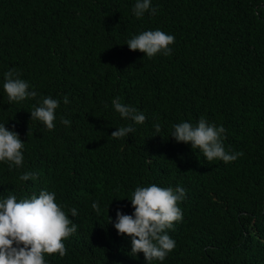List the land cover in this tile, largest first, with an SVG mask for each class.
Returning a JSON list of instances; mask_svg holds the SVG:
<instances>
[{"label": "trees", "instance_id": "trees-1", "mask_svg": "<svg viewBox=\"0 0 264 264\" xmlns=\"http://www.w3.org/2000/svg\"><path fill=\"white\" fill-rule=\"evenodd\" d=\"M134 2L0 0V84L14 68L37 93L9 102L0 86V122L25 141L20 168L0 163V196L56 193L77 231L48 264H264V0H152L156 13L140 18ZM156 28L174 35L170 54L125 44ZM42 96L61 101L52 129L30 117ZM117 96L146 117L120 139L111 132L132 122L112 109ZM200 118L225 128L236 160L207 161L170 136ZM25 171L37 178L21 181ZM151 183L185 191L162 262L130 253L109 220L130 214L131 191Z\"/></svg>", "mask_w": 264, "mask_h": 264}, {"label": "clouds", "instance_id": "clouds-1", "mask_svg": "<svg viewBox=\"0 0 264 264\" xmlns=\"http://www.w3.org/2000/svg\"><path fill=\"white\" fill-rule=\"evenodd\" d=\"M157 11L152 0H135L132 13L140 18L147 13L154 15ZM174 35L156 29L143 30L128 38L125 44L130 50H139L149 58L156 54L168 55L172 49ZM143 56V57H144ZM2 89L9 102H20L26 98L37 96L29 82L20 77L14 69L9 68L3 73ZM69 103L68 96L62 98ZM60 100L51 96H42L30 111L31 119L43 123L47 129L54 127L56 109ZM107 107V105H105ZM112 109L124 119L132 123L115 127L111 132L114 139L127 137L135 131L134 125L141 124L146 117L142 111L120 102V98L111 99ZM60 122L68 125V119L61 117ZM158 134L161 131L159 122L153 124ZM222 125L200 118L196 123L181 121L172 125L170 136L176 142L190 144L198 149L207 161L222 160L225 163L234 161L241 153L225 150L222 139L225 133ZM25 141L19 134L0 122V163H7L9 168L22 166ZM35 171L21 173V181L35 180ZM185 197L184 189L177 185L161 187L155 183L147 186L137 185L130 193L132 212L124 213L116 210L115 219L109 217L117 235L130 237V253H143L145 260L164 261L168 253L175 247V240L170 237L167 229L173 222L182 219V211L178 202ZM91 208L99 212L98 201L93 200ZM72 217L77 215L76 208L68 209ZM77 231V224L70 220L63 210V205L56 201V193L41 189L38 194L18 198L14 194L0 196V264H48L45 254L58 253L65 255L63 240Z\"/></svg>", "mask_w": 264, "mask_h": 264}]
</instances>
